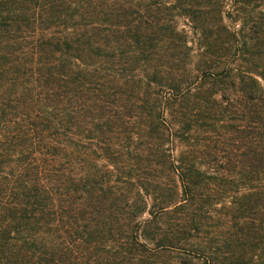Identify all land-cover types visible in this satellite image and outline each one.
<instances>
[{"label":"trees","instance_id":"obj_1","mask_svg":"<svg viewBox=\"0 0 264 264\" xmlns=\"http://www.w3.org/2000/svg\"><path fill=\"white\" fill-rule=\"evenodd\" d=\"M0 264H264V0H0Z\"/></svg>","mask_w":264,"mask_h":264},{"label":"rangeland","instance_id":"obj_2","mask_svg":"<svg viewBox=\"0 0 264 264\" xmlns=\"http://www.w3.org/2000/svg\"><path fill=\"white\" fill-rule=\"evenodd\" d=\"M181 27H182V28H185L186 26H185L183 23H181ZM186 28H187V27H186Z\"/></svg>","mask_w":264,"mask_h":264}]
</instances>
